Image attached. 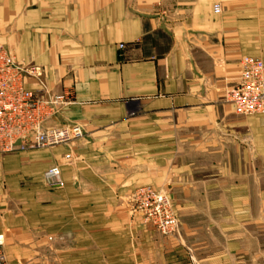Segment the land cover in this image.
Listing matches in <instances>:
<instances>
[{"label":"crops","instance_id":"crops-1","mask_svg":"<svg viewBox=\"0 0 264 264\" xmlns=\"http://www.w3.org/2000/svg\"><path fill=\"white\" fill-rule=\"evenodd\" d=\"M0 42L71 93L53 125L87 134L37 150L27 168L0 155L10 258L64 230L67 264H230L264 202V115L227 99L242 58L264 61V0H0ZM66 153L65 187L34 185ZM146 185L175 201L171 249L151 248L131 212L128 196Z\"/></svg>","mask_w":264,"mask_h":264},{"label":"built area","instance_id":"built-area-1","mask_svg":"<svg viewBox=\"0 0 264 264\" xmlns=\"http://www.w3.org/2000/svg\"><path fill=\"white\" fill-rule=\"evenodd\" d=\"M215 12L221 11L215 5ZM239 82L228 91L227 99L238 115H264V61L245 56L241 60ZM36 65L18 60L0 43V155L65 145L84 139L86 130L79 123L54 126L53 121L73 103L71 93L52 90ZM30 79L35 87L29 86ZM51 187L64 185L58 166L45 174ZM132 210L146 223L164 234L179 228L170 197L151 186L138 188L131 198ZM5 237L0 234V264H10L4 255Z\"/></svg>","mask_w":264,"mask_h":264},{"label":"rangeland","instance_id":"rangeland-1","mask_svg":"<svg viewBox=\"0 0 264 264\" xmlns=\"http://www.w3.org/2000/svg\"><path fill=\"white\" fill-rule=\"evenodd\" d=\"M1 44L5 45L7 48H9L6 44L0 42ZM10 49V48H9ZM11 50V49H10ZM14 54V56L16 57L15 53L13 50H11ZM17 58V57H16ZM18 59V58H17ZM19 60V59H18ZM32 64V63H30ZM33 65V64H32ZM43 73V78L45 81V77H44V72L42 70ZM47 85L54 91H56L55 89H53L49 83L46 81ZM58 92V91H56ZM62 92V91H61ZM87 135V134H86ZM86 137V136H85ZM84 137V139H85ZM82 139V140H84ZM75 141V142H71L65 145H58V146H54V147H49V148H41V149H34V150H29V151H22V152H17V153H10L11 154H17V156H19V158L22 160L21 162L19 161V163L27 168L30 167L32 165L31 162V158H29L31 155H33L36 152L39 151H52L54 149H59V148H66L67 147H71L74 145H78L80 141ZM39 150V151H37ZM5 155H1V156H6ZM67 157H71V155H67V153L62 156L60 161H53L50 163V165L47 167V170L52 167V166H58L61 170V176H62V170H63V166L64 164H67ZM18 158V160H19ZM44 171V173H42V175L38 178L39 180L34 181V185H39L41 187H51L45 177L46 171ZM64 182V180H63ZM146 186H151V185H146ZM62 187H65V183ZM142 187V186H141ZM153 187V186H151ZM140 188V187H138ZM134 189L132 191V193L128 196V203L130 205L131 208V212L133 215L139 216L140 215L136 214L133 212L132 210V206L133 203L131 198L132 195H134L135 191L138 189ZM155 188V187H153ZM157 189V188H155ZM160 190L164 193H166L174 206L175 209V201L174 199L171 197V195H169V193L165 190L162 189H157ZM259 202V201H258ZM258 205H260V202L258 203ZM262 208L261 209H257L255 212V224L253 225H247L244 228L241 227V229L243 230V233L246 234V238L243 239V241H241V248H239L238 251L233 250L232 252V258L230 259L229 263L230 264H264V202L262 203ZM176 212V210H175ZM176 215L178 216L177 212ZM179 218V216H178ZM141 220L143 222V225L145 227H147L148 229H150V233H151V239L153 241V245L151 248L153 249H160V250H166V249H171L172 246H165L167 245L165 242V238H170V237H174L175 235H177L180 231V220H179V228L176 232L172 233V234H164L162 232H160L157 228H155L154 226L150 225L149 223H146L144 221V219L141 217ZM72 240V235L71 233H68L67 231L64 230H60V231H56L54 234H50L48 235V239L46 241H41L38 244L34 243L33 248H31L30 245L25 246L23 248V250H18L17 254L15 253L13 258H10L7 254V251L4 247V255L6 257V259L13 264H67V247L70 246L71 244H73ZM140 244V248H148L147 245H143L142 243ZM212 246L211 248H213V252H219V250H221L223 248V243H216L213 242L211 243ZM236 243H232V246H235ZM138 245V244H137ZM226 246H228L227 244H225ZM13 251V250H12ZM14 252V251H13ZM19 256V257H18ZM219 260V259H216ZM222 260V259H221ZM227 263V260H226ZM228 264V263H227Z\"/></svg>","mask_w":264,"mask_h":264}]
</instances>
